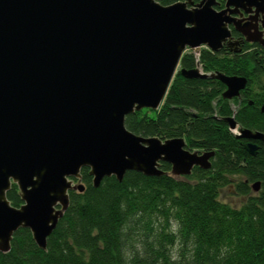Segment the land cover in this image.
I'll list each match as a JSON object with an SVG mask.
<instances>
[{
	"label": "water",
	"instance_id": "water-1",
	"mask_svg": "<svg viewBox=\"0 0 264 264\" xmlns=\"http://www.w3.org/2000/svg\"><path fill=\"white\" fill-rule=\"evenodd\" d=\"M222 1L220 7L219 0H0V251L9 249L18 227L45 248L68 191L84 187L82 166L93 186L109 175L120 181L126 170L160 175L161 161L172 175L210 166L213 150H189L181 136L134 133L124 116L156 109L177 69L218 79L223 98L238 95L243 75L177 68L186 48L238 43L228 23L264 48V36L235 16L260 13L264 26V0ZM222 119L229 129L236 125L232 114ZM234 135L264 140L248 127ZM243 147L249 154L257 149L249 140ZM10 183L18 205L6 197ZM250 186L256 190L258 181Z\"/></svg>",
	"mask_w": 264,
	"mask_h": 264
},
{
	"label": "trees",
	"instance_id": "trees-1",
	"mask_svg": "<svg viewBox=\"0 0 264 264\" xmlns=\"http://www.w3.org/2000/svg\"><path fill=\"white\" fill-rule=\"evenodd\" d=\"M197 61L204 70L246 76L248 96L253 97L249 88L255 83L264 89L263 60L226 58L201 47ZM178 63L192 67V50L183 51ZM223 87L216 78L185 77L177 69L156 109L142 107L124 116L134 133L181 136L189 150H213L209 167L195 165L187 175H172L161 161L160 175L126 170L120 181L109 175L93 186L82 166L84 187L68 191L45 248L35 244L27 227H18L9 249L0 251V264H264V142L257 141L256 152L249 154L222 119L233 114L238 124L264 133V113L258 109L264 93L251 104L243 99L233 111L230 100L220 96ZM234 174L242 179L232 180ZM254 181L253 192L249 182ZM231 182L245 195L238 206L218 198ZM6 197L12 205L21 202L15 183Z\"/></svg>",
	"mask_w": 264,
	"mask_h": 264
},
{
	"label": "flooded vegetation",
	"instance_id": "flooded-vegetation-1",
	"mask_svg": "<svg viewBox=\"0 0 264 264\" xmlns=\"http://www.w3.org/2000/svg\"><path fill=\"white\" fill-rule=\"evenodd\" d=\"M219 5H220V7L223 6V1L222 0H219ZM249 14H250L249 12H245V11L241 10V13L240 14H235V16L240 18L239 24H242L244 22H249L250 25H251L250 31H255L256 33L261 35V37H263L264 36V26H262L261 22H260L261 14L258 13L256 16L248 18ZM228 27H229V30H230L231 39L232 40H239V42L238 43H226V42H224L222 44V46L219 47L217 50H214V51L210 50V52L215 53V54H217L219 56H224L226 58L232 56L233 54H240V55H243V56L245 55V56H248V57H252L257 62L262 61V60L264 61V48L257 41H247V40H245L244 39V35H242L240 31L236 30L231 23H228ZM200 47H204V46H200ZM237 48H238V50H234V49H237ZM197 62L198 61H196L193 66H195ZM177 67L178 68L180 67L179 63L177 65ZM202 70L203 71H213V70H204V69H202ZM256 72L257 71H255V73ZM244 77L246 78V76H244ZM246 82H247V78H246ZM246 82H245L244 87L239 89L237 96L229 98L230 105H231L233 111H235L236 106L240 102H242L243 99H247L248 104H251L253 102V97L254 96L261 97V94L264 93V89H261L260 86L257 87V85L255 83L254 85H252L249 88V91L251 92L253 97L248 96L247 93L244 91L245 90L244 88L246 87ZM233 99H236V103H233ZM262 103H264V100L260 101V103L258 104L259 111H260V105ZM260 112H262V111H260ZM262 113H264V112H262ZM238 126H242V125H240V124H238L236 122V125L234 127L237 128ZM242 127H246V126H242ZM232 129L233 128H230L229 130L234 134V132H236V130L235 129L232 130ZM250 129L251 130H258V129H252V128H250ZM238 138H241V137H238ZM242 139L244 140L243 142L249 140V141L255 143L257 146H258V142L257 141H263L264 142V140L257 139V138H254V139L242 138Z\"/></svg>",
	"mask_w": 264,
	"mask_h": 264
},
{
	"label": "rangeland",
	"instance_id": "rangeland-1",
	"mask_svg": "<svg viewBox=\"0 0 264 264\" xmlns=\"http://www.w3.org/2000/svg\"><path fill=\"white\" fill-rule=\"evenodd\" d=\"M201 47H198V50L200 49ZM188 48L184 49V51H187ZM178 68V67H177ZM231 115V114H230ZM233 129H235L237 131V128L234 127ZM232 129V130H233ZM230 178L234 181L238 180L239 178L242 179L241 176L239 175H232L230 176ZM252 182H249V184H251ZM251 188V187H250ZM251 191L254 192V190L251 188L250 189ZM218 198L221 200V201H224L230 205H233V206H238L244 199H245V195H242V194H239L235 191L233 185H232V182L223 186L220 190H219V194H218Z\"/></svg>",
	"mask_w": 264,
	"mask_h": 264
},
{
	"label": "built area",
	"instance_id": "built-area-1",
	"mask_svg": "<svg viewBox=\"0 0 264 264\" xmlns=\"http://www.w3.org/2000/svg\"><path fill=\"white\" fill-rule=\"evenodd\" d=\"M192 52H193V54H194L195 60H197L198 51H197V50H192ZM195 66L198 68V70H199L200 72L203 71V70H202V66H201V64H200L199 62H197ZM234 131H235V130H234Z\"/></svg>",
	"mask_w": 264,
	"mask_h": 264
}]
</instances>
